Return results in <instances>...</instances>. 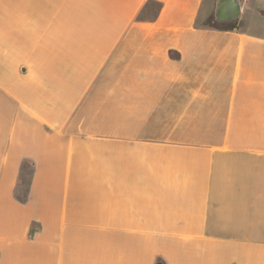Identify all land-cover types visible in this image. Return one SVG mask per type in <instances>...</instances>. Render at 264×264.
Masks as SVG:
<instances>
[{
  "label": "crops",
  "instance_id": "0c3cea01",
  "mask_svg": "<svg viewBox=\"0 0 264 264\" xmlns=\"http://www.w3.org/2000/svg\"><path fill=\"white\" fill-rule=\"evenodd\" d=\"M204 2L0 0V264H264L260 2Z\"/></svg>",
  "mask_w": 264,
  "mask_h": 264
},
{
  "label": "water",
  "instance_id": "95a60500",
  "mask_svg": "<svg viewBox=\"0 0 264 264\" xmlns=\"http://www.w3.org/2000/svg\"><path fill=\"white\" fill-rule=\"evenodd\" d=\"M241 11L240 0H215L213 18L219 23L235 22L239 19Z\"/></svg>",
  "mask_w": 264,
  "mask_h": 264
},
{
  "label": "rangeland",
  "instance_id": "374dc122",
  "mask_svg": "<svg viewBox=\"0 0 264 264\" xmlns=\"http://www.w3.org/2000/svg\"><path fill=\"white\" fill-rule=\"evenodd\" d=\"M247 1L246 0H240L242 10H243V7L245 5V2L247 3ZM254 1H256V0H254ZM259 2L260 3H257V5L259 4V9H257V11H258L259 16L262 18V19H260L261 20V24H262L261 27L264 28V0H259ZM250 3H252V0H250ZM213 4H214V0H205L202 12L205 13L209 8H213ZM254 4L256 5V3H254ZM212 15H213V9L210 11L209 17L212 16ZM241 15H242V11H241L239 19L234 22L235 24H238V22H239V20L241 18ZM207 19L204 18L202 22H205ZM242 27H245V26H242Z\"/></svg>",
  "mask_w": 264,
  "mask_h": 264
},
{
  "label": "trees",
  "instance_id": "16d2710c",
  "mask_svg": "<svg viewBox=\"0 0 264 264\" xmlns=\"http://www.w3.org/2000/svg\"><path fill=\"white\" fill-rule=\"evenodd\" d=\"M202 26L207 28H213L220 31H233L237 28V24L234 22H228V23H219L215 22L213 15L210 16L205 22L202 23Z\"/></svg>",
  "mask_w": 264,
  "mask_h": 264
}]
</instances>
